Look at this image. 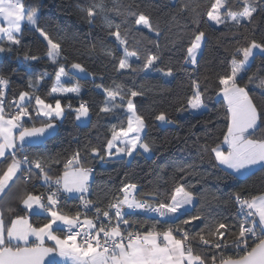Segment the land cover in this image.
Returning <instances> with one entry per match:
<instances>
[{
  "label": "trees",
  "instance_id": "16d2710c",
  "mask_svg": "<svg viewBox=\"0 0 264 264\" xmlns=\"http://www.w3.org/2000/svg\"><path fill=\"white\" fill-rule=\"evenodd\" d=\"M23 2L26 7L39 6L40 27L48 32L54 42L61 44L62 56L57 64H52L46 58L47 42L37 32L30 31L27 23H23L21 44L13 46L10 52L4 51L0 58V73L9 79L5 109L8 111L12 107L10 100L18 99L20 92L33 91L29 87L30 76L35 81L39 75L46 73L47 77L40 82L36 94L52 105L55 104V99H60L62 107H65V118L57 121L58 131L55 136L37 146L27 147L26 151L18 153L17 158H22L23 155H29L30 159L35 158L36 154L43 156L47 160L46 169H51L49 175L55 178L63 172L67 159L79 151L82 166L92 168L88 197L101 208L127 182L137 185V195L140 198L146 199L149 194L156 195L157 200H150L151 203L168 202L174 187L184 184L196 198L195 207L188 215H201L200 220L184 225L182 221L188 215H180L179 219L167 221L146 217L139 212L125 218L137 226L140 222L147 221L144 228L155 226L157 231L167 230L170 226L181 227L189 234L194 253L210 261L213 250L210 246H202L199 240V235L211 239L208 232H201L205 224L223 222L233 225L232 233L238 232V204L233 194L239 192L242 196H256L264 193V170L257 168L242 177L228 176L211 156L202 158L200 151L202 145L215 146L223 141L228 123L227 105L218 94V78L230 71V61L236 49L246 46L253 39L264 43V0H250L258 11L253 14L251 23L244 20L238 28L232 24L214 26L210 23L206 13L211 0H105L108 19L115 24H122L121 34L127 40L128 50L138 53L139 61L134 57L129 62L142 66L149 54L157 55L160 57L157 68H171V79H164L158 72L117 71L124 45L116 41L110 30L101 23L99 16L94 25H90L86 11L80 10L90 7L93 0ZM185 4L189 5V10L181 12L180 9ZM196 4L201 5L197 9L198 27L193 23L195 14L190 11ZM227 7L233 12L241 11L238 0H227ZM125 9L134 11L137 15L141 12L149 15L153 31L135 25L136 16L125 17L117 14ZM197 31L205 33L204 43L197 57V64L190 65L185 63V56ZM0 43L5 49L8 48L6 41ZM101 45L112 50L113 55H107ZM26 54L40 59H25ZM74 62L82 64L91 74L89 77L75 76L80 85L79 95L50 94L60 64L67 68ZM249 77L253 78L251 82ZM261 78H264V56L258 54L251 60L243 79L238 80L241 86L247 85L258 109L264 108V88L259 86ZM114 82L124 86L115 103L120 105L123 96L125 107L108 114L100 113L106 100L103 89L113 88ZM193 82H199L202 92L207 89L204 92L205 108L199 113L178 112L181 104L192 95ZM129 90L142 93L132 99L137 113L145 119L142 138L151 146V153L147 155L140 149L131 157L122 154V159L115 156L101 161L99 157L91 154V149L99 148L101 155H104L103 149L111 138L113 127L117 131L120 127H127L125 111ZM81 102L89 107V118L82 123L75 119V112L67 108L71 104L75 109ZM160 112H164L173 123L160 125L155 119ZM25 120L26 127L33 126L32 121L27 118ZM34 122L38 126L41 120ZM252 138L264 139V126ZM185 164H191L193 168L187 174L178 172L176 165ZM6 167L7 162L0 165V174ZM14 180L15 183H11V187L0 199V210L3 211L5 223L10 226L11 219L16 216H27L34 227L46 223L50 217L46 214H32L22 205V200L29 192L40 195L46 189L38 171L27 181L23 178ZM9 209L12 211L9 212ZM58 210L68 215L81 211L77 207V198H67L65 195L60 197ZM225 235L230 242L232 235ZM45 245L51 247L48 242ZM225 254L234 256L237 253L233 249L226 250Z\"/></svg>",
  "mask_w": 264,
  "mask_h": 264
},
{
  "label": "snow or ice",
  "instance_id": "6c2138e0",
  "mask_svg": "<svg viewBox=\"0 0 264 264\" xmlns=\"http://www.w3.org/2000/svg\"><path fill=\"white\" fill-rule=\"evenodd\" d=\"M241 11L233 12L227 7V0H211L207 11V18L215 25L232 24L237 28L242 21L249 23L253 20V14L258 8L250 0H238ZM196 4L190 9L195 14L193 23L198 27L199 13ZM223 9V11H222ZM86 11L88 22L94 25L99 16L101 23L110 30L120 45H124L123 55L119 59L117 71H159L164 77L173 76V71L168 68H157L160 57L149 54L146 62L141 66L129 61L139 56L136 51H129L127 40L121 34L122 24H115L108 19L105 0H93V4ZM189 5L185 4L180 11H188ZM125 17L136 16L135 25H142L149 31H153L149 15L125 9L118 12ZM0 19L6 22L0 23V42L6 41L8 48L0 47V52L12 51L13 46L21 44L23 36L22 24L27 23L30 31L39 33L47 42L46 58L57 64L62 56L61 44L54 42L48 32L40 27L39 6H27L23 0H0ZM122 21V23H125ZM115 31H111L112 29ZM158 36L159 33H156ZM205 38L203 31L194 33L187 48L185 62L197 64V53L201 48V41ZM95 47V46H94ZM107 55H113L112 50L104 48ZM264 56V43L251 40L246 46L236 49L230 61V71L219 76V93L227 105V131L223 135V141L215 146L208 144L201 146V157L211 156L217 166L228 176H238L254 169L264 170V139H254L253 134L264 126V108H257L247 90V85L241 86L238 80L243 79V74L250 66L251 60L256 55ZM25 59L38 60L40 57L25 55ZM77 70L78 74L91 75L80 63H72L66 68L60 64L55 75V83L51 93H80V85L65 87L62 78L68 77L69 72ZM47 74H41L35 81L29 78V87L33 91H22L18 99H13L9 104L14 112L6 111L5 98L9 86V79L0 73V165L7 162V168L0 174V193L11 187L10 182L15 183L14 178L29 180L34 174L42 178L47 186L46 195H34L29 192L22 200V204L32 214H46L50 217L46 223L34 227L26 216H16L10 221V226L5 223L3 211L0 210V264H264V193L256 196L244 197L239 192L234 193L236 203L239 205V216L242 217L238 224V232L232 233L233 225L223 222H210L205 224L201 232H208L211 239L199 235L202 246L213 250L210 261H206L201 255L194 253L189 241V234L181 227H169L161 232L155 226L144 228L147 221L140 222L137 226L126 219V216L143 212L159 218L179 219L180 215H188L195 207L196 198L192 191L184 184H177L168 202L156 201L154 194H149L146 199H137L138 188L136 184H125L120 188L112 200L104 207H97L93 201L85 198L89 192L88 182L92 172L91 168L83 167L79 151L73 153L71 158L64 163V170L53 178L49 175L50 168L46 169L47 160L36 154L30 159L29 155L17 158L18 153L26 151L25 146H31L37 140H45L55 135L58 129V120L65 118V107L61 100L55 99V105L46 103L36 92L40 82L45 80ZM253 78L249 77V82ZM259 86L264 88V78L260 79ZM124 86L115 84L113 88H104L106 94L105 106L100 113L108 114L124 109L122 103H115L117 96L121 95ZM207 89L204 90L206 92ZM204 92L201 91L199 82H193L192 95L177 109L183 111H200L204 109ZM125 114L127 127L115 126L111 132V138L107 140L101 155V149L93 147L91 154L103 161L106 157L113 158L122 155L133 156L134 152L142 149L143 152H151V146L143 141L141 136L145 128V119L137 113L133 97L142 93L129 90ZM218 93V94H219ZM33 100L35 104L33 105ZM70 111L75 112V119L89 117V107L81 102L79 107L73 109L67 105ZM31 109V111H30ZM33 122L32 127H26L25 120ZM157 121L173 123L168 120L164 112L155 116ZM35 120H41L40 126H35ZM226 145V149L224 147ZM10 161V162H8ZM163 167V166H162ZM178 172L188 173L193 165H176ZM191 187V186H189ZM78 193L83 212L77 211L75 215L62 214L58 208L62 194ZM2 199V197H0ZM46 200V202H45ZM35 206V207H34ZM95 208L94 218H89L87 213ZM9 212L12 209L8 210ZM83 217V219H82ZM201 219V215H188L182 224L189 225L193 221ZM159 222V221H158ZM66 230V234H56L55 228ZM134 229V230H130ZM226 233L232 235V240L226 238ZM180 236L181 238H177ZM35 237L36 243L30 241ZM45 239L54 242L51 247L45 246ZM235 249L236 255H226L225 251Z\"/></svg>",
  "mask_w": 264,
  "mask_h": 264
},
{
  "label": "rangeland",
  "instance_id": "374dc122",
  "mask_svg": "<svg viewBox=\"0 0 264 264\" xmlns=\"http://www.w3.org/2000/svg\"><path fill=\"white\" fill-rule=\"evenodd\" d=\"M171 1H174V0H171ZM222 11H223V9H222ZM210 23L212 24V25H214V26H217V25H215V23L214 22H211L210 21ZM139 27H141L142 25H138ZM143 27V26H142ZM39 34V33H38ZM203 43H204V40H202L201 41V48H202V46H203ZM201 48L198 50V53H197V57L199 56V54L201 53ZM133 59V58H132ZM131 59V60H132ZM130 60V61H131ZM186 63V62H185ZM188 64H190V63H188ZM190 65H192V64H190ZM165 71H167V70H165ZM72 74H71V73ZM69 72V76L68 77H65V78H62V83L64 84V86L65 87H72L73 85H75V84H77V78H75V76L76 77H78V76H80V77H89V76H91V75H88V76H84L83 74H78L77 73V70H72V71H70ZM149 72H152V73H154V72H158V73H160L159 71H156V70H149ZM88 73H90V72H88ZM74 74V75H73ZM161 74V73H160ZM162 75V74H161ZM164 77V76H163ZM172 78V76L171 77H164V79H171ZM57 94H68V93H53V95H57ZM72 94H74V95H76V93H72ZM205 108V107H204ZM203 110V109H202ZM202 110H200V111H202ZM200 111H193L194 113H199ZM89 118V117H88ZM88 118H84V121H86L87 122V119ZM82 120H83V118L80 120V121H78V122H81L82 123ZM171 121V120H170ZM159 122V124L160 125H162V126H167L168 124H172V123H165V122H162V121H158ZM143 131L144 130H142V132H141V136H142V134H143ZM150 153L151 152H149V153H145V154H147V155H150ZM119 155H122V154H119Z\"/></svg>",
  "mask_w": 264,
  "mask_h": 264
},
{
  "label": "built area",
  "instance_id": "2783aa9c",
  "mask_svg": "<svg viewBox=\"0 0 264 264\" xmlns=\"http://www.w3.org/2000/svg\"><path fill=\"white\" fill-rule=\"evenodd\" d=\"M10 101H12V100H10ZM9 112H14V108L13 107H11V108H9V110H8ZM87 168H91V167H87ZM92 169V168H91ZM42 179V178H41ZM43 181V180H42ZM126 184H133V183H129V182H127ZM125 185V184H124ZM45 191L43 192V193H45V195H46V191H47V186L45 185ZM138 188V187H137ZM62 195H65L67 198H69L70 196H67L66 194H62ZM88 195H89V192L88 193H86L85 194V198L86 199H88V200H90L89 199V197H88ZM136 196H137V199H143V198H140V197H138V195H137V193H136ZM76 198H77V207L79 208V209H81V211L83 212L84 211V209H83V207H82V204H81V200H80V198H79V195L78 196H75ZM244 197H251L250 195H246V196H244ZM96 206H97V204L96 203H94ZM98 207V206H97ZM139 212V211H138ZM137 212V213H138ZM139 213H142L144 216H146V217H155V218H157V219H161V220H167V221H171V220H173V219H168V218H159V217H156V216H154V215H152V214H145V213H143V212H139ZM237 213H238V217H239V222H240V220H242V217H240L239 216V205H238V208H237ZM87 215H88V217L89 218H94V215H95V208H93L91 211H88V213H87ZM82 219H83V217H82ZM130 230H134V229H130ZM60 231H61V235H64V234H66V230H61L60 229ZM165 231V230H164ZM161 232H163V231H161ZM179 238H181L180 236H178Z\"/></svg>",
  "mask_w": 264,
  "mask_h": 264
},
{
  "label": "crops",
  "instance_id": "0c3cea01",
  "mask_svg": "<svg viewBox=\"0 0 264 264\" xmlns=\"http://www.w3.org/2000/svg\"><path fill=\"white\" fill-rule=\"evenodd\" d=\"M0 23H4L5 24V26H6V22H4V21H2V19H0ZM23 25V24H22ZM23 27V26H22ZM0 47H3L2 46V44L0 43ZM4 54V52H0V58H1V56ZM219 96H221L222 98H223V95H222V93H219ZM33 102H35V101H33ZM225 104H226V102H225ZM55 104H53V106H54ZM82 122H85L84 121V118H83V120H82ZM224 147H225V149H226V145H224ZM222 167V166H221ZM7 168V167H6ZM256 169H254V170H251L250 172H252V171H255ZM250 172H247V173H243V174H241V175H238L239 177H242V176H245V174H248V173H250ZM91 173H90V176H89V182H90V180H91ZM89 182H88V185H89ZM12 182H10V184H11ZM89 188V187H88ZM6 191H7V189H6ZM5 191V192H6ZM5 192H3V193H0V197L5 193ZM67 196H70V197H72V196H78L79 194L78 193H68V194H66ZM259 195V194H258ZM23 205V204H22ZM23 207L25 208V206L23 205ZM35 207V206H34ZM26 209V208H25ZM27 210V209H26ZM27 211H29V210H27ZM30 212V211H29ZM31 213V212H30ZM63 214V213H62ZM40 215V214H39ZM27 217V216H26ZM28 218V217H27ZM29 219V218H28ZM31 223V222H30ZM54 228H55V231H56V234H58V235H61V231H60V228H56L55 226H54ZM62 236V235H61ZM177 238H179V237H177ZM30 241H34L35 243L37 242L36 240H35V237H30ZM45 242H48V243H50L51 244V246L54 244V242H52V241H48L47 239H45Z\"/></svg>",
  "mask_w": 264,
  "mask_h": 264
},
{
  "label": "water",
  "instance_id": "95a60500",
  "mask_svg": "<svg viewBox=\"0 0 264 264\" xmlns=\"http://www.w3.org/2000/svg\"><path fill=\"white\" fill-rule=\"evenodd\" d=\"M38 126H40V125H38ZM57 131H58V129H57ZM57 133V132H56ZM56 135V134H55ZM55 135H53V136H55ZM53 136H51V137H53ZM50 137V138H51ZM49 138H47V139H45V140H37V141H35L31 146H37V145H39V144H42V143H44V142H46L47 140H48ZM27 147H29L28 145H26L25 146V148H27ZM46 247H48L47 245H45Z\"/></svg>",
  "mask_w": 264,
  "mask_h": 264
}]
</instances>
